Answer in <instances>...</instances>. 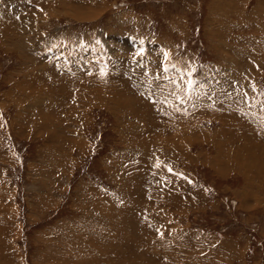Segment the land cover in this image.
I'll list each match as a JSON object with an SVG mask.
<instances>
[{"label": "rangeland", "instance_id": "rangeland-1", "mask_svg": "<svg viewBox=\"0 0 264 264\" xmlns=\"http://www.w3.org/2000/svg\"><path fill=\"white\" fill-rule=\"evenodd\" d=\"M0 264H264V0H0Z\"/></svg>", "mask_w": 264, "mask_h": 264}, {"label": "snow or ice", "instance_id": "snow-or-ice-1", "mask_svg": "<svg viewBox=\"0 0 264 264\" xmlns=\"http://www.w3.org/2000/svg\"><path fill=\"white\" fill-rule=\"evenodd\" d=\"M169 171H171V169H169Z\"/></svg>", "mask_w": 264, "mask_h": 264}]
</instances>
